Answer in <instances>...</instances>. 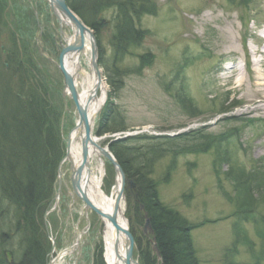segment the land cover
Returning a JSON list of instances; mask_svg holds the SVG:
<instances>
[{
  "label": "rangeland",
  "instance_id": "1",
  "mask_svg": "<svg viewBox=\"0 0 264 264\" xmlns=\"http://www.w3.org/2000/svg\"><path fill=\"white\" fill-rule=\"evenodd\" d=\"M153 1L157 14L144 16L139 24L148 32L146 39L140 47L131 48L116 66L111 46L113 27H102L99 67L113 105L108 120L113 122L115 117L116 123L111 122L110 126L125 129L96 136L98 144L110 150L115 140L134 132L149 140L169 138L135 140L126 146L137 149L159 146L167 150L163 158L154 162L152 178L158 184L160 201L193 227L191 238L199 264H264V113L243 118V113L252 107L246 95L251 68L262 61L255 51L264 49L263 37L262 42L258 41L263 34L264 0H244L246 7L239 6L241 0ZM47 12L48 6L42 0H0V113L7 110L10 99L9 77L17 78L16 72L5 69V64H11L7 54L19 52L25 61L32 54L36 56L33 51L37 50V42L42 45V32L52 34L43 18ZM36 13L41 23L36 22ZM111 13H106V19L111 18ZM12 31L19 36L23 34V38L14 37ZM229 31L235 38L232 51L228 48ZM26 34L31 35L34 45L36 42L34 47L27 45ZM227 52L237 53V60L233 53L226 55ZM143 55H149L151 64L140 71ZM51 59L56 60V55ZM41 63L42 72L34 74L36 79L29 83L44 84L41 91L47 93L60 114L62 147L66 149L67 138L79 118L77 109L66 92L59 69L52 62ZM234 64L239 68L238 80L245 81L241 93L233 92L237 83L227 82L230 78L227 69ZM81 66L86 72L92 70L85 57ZM113 85L116 93H112ZM26 98L24 95L21 100ZM105 109L103 106L96 123ZM144 130L147 131L139 133ZM182 134L187 135L177 137ZM200 148L203 152H194ZM95 167L93 164V172ZM62 174L60 202L48 217L56 242L54 257L76 243L78 226L84 233L78 250L65 255L59 264H94L96 257L103 260L98 219L94 215L88 223L86 216L81 215L82 202L72 195L69 163L63 165ZM116 178L113 166L105 160L103 188L107 193L114 190ZM55 188H59L58 180ZM127 200L125 216L134 231L135 254L138 249L140 253L136 239L144 244L149 238L152 254L160 261L153 250L156 245L151 238L153 233L145 230L146 221L141 220L134 202H129L128 197ZM3 222L0 220V231ZM44 246L46 250L52 249L50 236ZM18 253L19 249L14 251V260Z\"/></svg>",
  "mask_w": 264,
  "mask_h": 264
},
{
  "label": "trees",
  "instance_id": "2",
  "mask_svg": "<svg viewBox=\"0 0 264 264\" xmlns=\"http://www.w3.org/2000/svg\"><path fill=\"white\" fill-rule=\"evenodd\" d=\"M66 1L69 8L93 30L98 41L100 61L103 52L100 37L102 27H113L111 46L115 66L123 61L131 48L140 47L146 39L148 32L140 28L141 19L157 14L153 0ZM242 2L245 3L244 0ZM107 12H112L111 18L106 19ZM9 59V69L16 72L17 78L9 77L7 94L10 99L7 110L0 113V220L4 221L3 230L0 231V264H47L50 250L44 246L48 236L43 217L52 205L57 168L65 151L59 128L60 114L50 103L47 93L41 91L44 84L29 83V80L36 79V75H32L34 65L32 62L30 64V58L25 61L19 52H11ZM21 59L24 63H21ZM140 61V71L151 64L149 55H143ZM113 87L115 89V85ZM116 92L115 89L112 93ZM23 94L27 96L25 100H21ZM111 102L110 93L106 109L95 128L98 137L125 129L120 125L110 126L112 120H108V113H112ZM112 123H116L115 117ZM164 138L149 140L135 136L115 141L109 147L128 179L135 184V189L128 191L126 196L129 202H134L142 221L144 213L150 218L153 230L151 238L158 247L160 261L152 254L149 238L145 239L144 244L136 239L137 247H140V253L138 249L136 254L141 264H199L191 238L193 227L160 201L158 184L152 178L154 162L163 158L167 150L159 146L139 149L126 146L135 140L150 142ZM245 185L248 186V183ZM249 189L247 192L250 194ZM142 206L144 211H141ZM131 232L134 234L133 230ZM18 249V258L14 260V251ZM94 264L104 262L96 257Z\"/></svg>",
  "mask_w": 264,
  "mask_h": 264
},
{
  "label": "bare ground",
  "instance_id": "3",
  "mask_svg": "<svg viewBox=\"0 0 264 264\" xmlns=\"http://www.w3.org/2000/svg\"><path fill=\"white\" fill-rule=\"evenodd\" d=\"M264 5V2H263ZM241 7H245L246 4H239ZM263 15H264V11ZM65 24L70 26V22L66 19ZM262 33L260 34V38H258L259 42H262V37L264 39V22L262 24ZM230 34V31L229 33ZM88 42V35L86 36ZM228 43L229 51H232L235 47V38L230 34ZM31 46H35L32 42H30ZM234 54L235 60L238 57L235 55V52H227L226 55ZM256 55H260L262 57V61L260 63H254L252 74L250 75V87L248 89V93H246L248 97V104L252 105L245 113H243V118H248L252 114L264 113V49H258L255 51ZM90 52L89 46L87 44V48L84 53L85 59L90 64ZM260 66V70L258 68ZM69 70L72 74L73 71L78 75L77 80L75 81V85L78 91L79 102L82 107H88L89 117L92 114L97 113L104 103L108 101L109 97V89L106 83L97 79L94 71L86 72L82 70L80 60L78 58L73 59V63L69 66ZM237 76L233 78V75ZM239 68L236 64L230 69H227V82L238 84L237 87L233 88V92L241 93L242 88L245 87V81L239 78ZM97 90V91H96ZM68 94V92H67ZM99 113V112H98ZM251 121V120H250ZM78 122V121H77ZM82 132L77 131V133H73L72 135V144L70 149V156L73 166L78 168L82 163ZM96 164L95 171L93 172L92 165ZM89 169L90 172H83L81 179V190L87 196L90 203L97 208L99 211L103 213L97 214L91 208L84 209L85 205L83 203L81 208L82 216H86L88 218V223L90 222V218L92 216H96L98 219L99 225V239L102 243L103 247V260L106 264H125L124 259L126 255V242L127 237L123 232H118L112 221L109 219L116 210V199L118 193L122 188V180L120 175L116 178V183L114 190L109 194L103 188L104 177H105V158L99 155L98 151L95 148H91L89 151ZM79 200H81L79 198ZM117 222L119 226L122 228L129 227L128 220L125 217V205L124 200H121L120 209L117 215ZM91 227V225H88ZM135 254V253H134ZM136 256V254H135Z\"/></svg>",
  "mask_w": 264,
  "mask_h": 264
},
{
  "label": "water",
  "instance_id": "4",
  "mask_svg": "<svg viewBox=\"0 0 264 264\" xmlns=\"http://www.w3.org/2000/svg\"><path fill=\"white\" fill-rule=\"evenodd\" d=\"M48 5L51 13L56 17V19L60 23V27L62 28L65 26V20L67 19L70 22V27L74 33V40L73 43L68 45L64 50L62 51L60 55V64H57V67L59 70L64 74L65 76V87L66 90H68L69 95L72 99V101L75 104V107L77 109L79 121L76 124L75 128L70 132L67 141H66V153L65 157L61 160L58 166V181H59V188L55 195V204L51 211H47L44 215V221L46 224V227L48 229L47 219L50 213L55 211L57 209V206L59 205L60 201V194H61V186L64 180V176L62 174V167L65 163L70 164V184L72 187V195L74 194L78 199L80 198L81 202L84 203L85 207L84 209L91 208L95 213L102 214L101 211H99L97 208H95L90 201L88 200L87 196L82 192L81 190V179L83 172L85 170L87 173L90 172L89 169V151L91 148H95L99 155L103 156L106 160H108L114 167L116 175H120L122 180V188L120 192L118 193L117 199H116V210L115 213L109 217V219L112 221L114 226L116 227L118 232H123L127 237L126 242V255L124 262L125 264H140L138 259L135 257V248H136V242L133 234L130 231V228H122L119 226L117 222V215L120 209V203L121 200H125V190L127 188H135V185L132 181H129L127 183V177L126 174L119 164V162L116 160L114 155L109 151V149L102 148L98 143L96 138L94 137V124L98 117V112L101 111V109L97 112L92 114L91 117H89L88 114V107H82L79 102V94L75 85V77L72 76V74L67 71V67L65 66V56L72 55L73 53H76L78 55V59L83 56L85 52V48L87 47V39L86 36L88 35V43L90 45V66L92 70L94 71L97 79L99 82L102 80L101 75V69L99 67V49L97 45L96 37L93 33V31L88 28L81 19L68 7L66 0H44ZM97 91V90H96ZM82 132L83 139H82V163L78 168H75L73 166V163L71 161L70 156V149L72 144V135L73 133H77V131ZM143 209V207H142ZM146 222H145V230H150L151 233H153L151 229V224L148 216L146 215ZM88 220V218H87ZM75 231L77 233V241L76 243L71 246L68 249L60 251L55 257L54 254L56 252V242L55 238L50 235V240L52 242V251L51 256L53 257L52 260L48 264H57V262L65 255L70 254L78 249L80 241L82 239V235L84 233H81L78 226L75 227ZM154 253L160 257L158 248L156 245L153 247Z\"/></svg>",
  "mask_w": 264,
  "mask_h": 264
},
{
  "label": "flooded vegetation",
  "instance_id": "5",
  "mask_svg": "<svg viewBox=\"0 0 264 264\" xmlns=\"http://www.w3.org/2000/svg\"><path fill=\"white\" fill-rule=\"evenodd\" d=\"M47 17L49 18L48 20H47ZM43 18H44L45 24L47 25L46 27L51 29L52 34L45 32V31L42 32V34H41V39H42L41 44L42 45L38 44V42H37V48L38 49L36 48L37 49L35 52L36 56H34V54H32V58L38 64H40L42 62V60H41V57L39 56V52H41V50H44L48 53L49 57H51L52 55H56V60L55 59L54 60L59 62L60 61V55H61L62 51L64 50V48L66 47L67 42H68V38L71 37V34L69 33V30L66 28L63 29V32L61 31V29L58 25V22L55 20V17L53 15H51V13H50L49 7H48V12L46 13V16H43ZM22 22H23V24H26V22H24L23 20H22ZM36 22L41 23V17H40V20H36ZM55 23L57 26H55ZM20 27L23 30H25L24 25H21ZM12 32L16 35V36L13 35L14 37L23 38V34L21 36H19L15 33V31H12ZM24 37H25L24 39H25L27 45L29 47H31V45H30L31 35L26 34V36L24 35ZM28 38H29V40H28ZM35 45H36V42H35ZM3 53L7 54V51L3 50ZM9 53L7 54V60H8ZM11 56L13 57V55H11ZM20 61H21V63H24L22 59ZM5 65H6V68L9 67V64H5ZM62 77L64 79L63 74H62Z\"/></svg>",
  "mask_w": 264,
  "mask_h": 264
}]
</instances>
